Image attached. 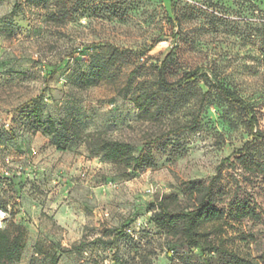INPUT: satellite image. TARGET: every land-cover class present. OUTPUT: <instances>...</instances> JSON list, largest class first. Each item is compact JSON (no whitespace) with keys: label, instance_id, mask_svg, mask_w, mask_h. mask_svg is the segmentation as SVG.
<instances>
[{"label":"rangeland","instance_id":"obj_1","mask_svg":"<svg viewBox=\"0 0 264 264\" xmlns=\"http://www.w3.org/2000/svg\"><path fill=\"white\" fill-rule=\"evenodd\" d=\"M171 52L168 80L208 73L254 107L264 135V0H0V229L25 236L12 264L52 251L58 264H203L152 217L161 200L192 207L219 165L208 264H264V137L250 144L248 118L202 81L159 90ZM61 121L81 133L65 151L44 133ZM97 132L153 166L89 153Z\"/></svg>","mask_w":264,"mask_h":264},{"label":"trees","instance_id":"obj_2","mask_svg":"<svg viewBox=\"0 0 264 264\" xmlns=\"http://www.w3.org/2000/svg\"><path fill=\"white\" fill-rule=\"evenodd\" d=\"M159 40H154L148 48L140 52H133L128 49L112 48L114 56L123 57L128 54L144 55L150 52L158 44ZM172 52L164 58L162 66L158 72L156 85L159 90L170 91L182 84L188 85L197 81H202L209 89H214L221 94L231 106L237 108L248 118V130L252 136L250 144L264 137L261 132L256 130L258 125L257 113L253 106L249 105L235 90L224 86L218 80L212 78L208 73L199 68L182 74L176 81H170L167 78L166 64L172 57ZM151 97L145 98V103L151 100ZM32 102V101H31ZM44 133L51 136V142L57 150L65 151L74 141L81 138L80 132H70L66 121L58 124L49 122ZM83 143L91 154L101 156L102 159L127 167H152L153 160L150 152L142 151L139 156H135L133 147L123 141L107 139L103 134L97 132L87 134L83 137ZM221 165L217 168L216 175L210 180L208 186L196 188V200L192 207H185L177 210L170 209L165 200L156 203L158 212H156L152 221L155 226L166 233L179 235L181 245L199 248L203 253V264H208L206 253L211 254L218 248L214 245V239H209L207 226L220 224L224 219V212L213 206L212 194L213 186L219 181L221 175ZM206 230V231H205ZM25 236L18 230L0 229V264H12L18 260L20 251L24 247ZM39 255H44L37 248ZM47 264H58L59 256L54 251L44 255ZM235 264L237 261H234ZM117 264V263H114ZM240 264V263H239Z\"/></svg>","mask_w":264,"mask_h":264}]
</instances>
